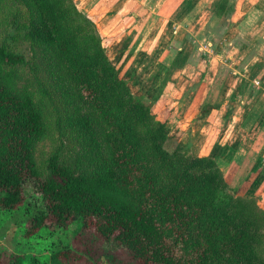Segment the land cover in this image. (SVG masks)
Segmentation results:
<instances>
[{"label": "trees", "instance_id": "obj_1", "mask_svg": "<svg viewBox=\"0 0 264 264\" xmlns=\"http://www.w3.org/2000/svg\"><path fill=\"white\" fill-rule=\"evenodd\" d=\"M236 5L215 0L212 14L230 19ZM153 102L131 91L74 0H0L1 220L23 212V237L74 224L73 238L101 237L135 264H264V208L239 193L237 173L225 179L224 147L192 155ZM53 129L60 144L41 169L36 146ZM79 257L70 239L48 257L0 247V264Z\"/></svg>", "mask_w": 264, "mask_h": 264}, {"label": "rangeland", "instance_id": "obj_2", "mask_svg": "<svg viewBox=\"0 0 264 264\" xmlns=\"http://www.w3.org/2000/svg\"><path fill=\"white\" fill-rule=\"evenodd\" d=\"M186 1L74 0L94 22L110 61L120 67L131 91L154 100L152 111L166 121L170 136L186 143L192 155L205 154L213 143L223 146L217 163L225 179L232 182L237 173L234 184L243 181L239 193L253 194L264 208L259 181L264 160L257 155L264 142L259 130L264 118V8L255 6L256 0H236L235 14L222 21L212 14L215 0L184 5ZM206 100L222 103L197 120ZM59 144L54 129L38 142L35 154L41 169ZM29 199L34 207L35 199ZM25 220L21 211L3 220L0 215V247L5 254L48 257L70 239L81 256L71 264H135L124 249L101 237L86 233L73 238L74 224L66 232L55 227L45 236L23 237L20 226Z\"/></svg>", "mask_w": 264, "mask_h": 264}, {"label": "crops", "instance_id": "obj_3", "mask_svg": "<svg viewBox=\"0 0 264 264\" xmlns=\"http://www.w3.org/2000/svg\"><path fill=\"white\" fill-rule=\"evenodd\" d=\"M182 1H184V0H182ZM190 1V0H189ZM189 1H186L185 2V4L184 5H186V4H190V2ZM181 4H182V2H181ZM241 14H243L242 12L240 13V16H241ZM259 130H261V132L262 133H264V126L263 127H261ZM262 150V151H261ZM257 151H261L260 153L259 152H257L258 154L257 155H261V156H263V158H262V160H264V142H262L261 144H260V146L258 147V150ZM246 156H248V154H246ZM257 157V156H256ZM256 157H255V159H256ZM261 168V166L259 167V169ZM259 171V170H258ZM233 177V176H232ZM260 186H264V176L262 177V179H261V181H260ZM264 193V192H263Z\"/></svg>", "mask_w": 264, "mask_h": 264}]
</instances>
